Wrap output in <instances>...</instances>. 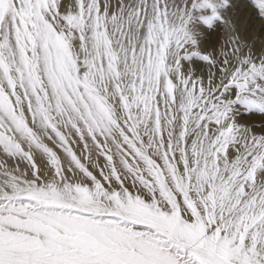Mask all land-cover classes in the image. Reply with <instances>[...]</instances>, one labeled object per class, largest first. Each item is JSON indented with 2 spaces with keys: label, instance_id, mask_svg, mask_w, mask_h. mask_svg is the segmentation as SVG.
<instances>
[{
  "label": "snow or ice",
  "instance_id": "obj_1",
  "mask_svg": "<svg viewBox=\"0 0 264 264\" xmlns=\"http://www.w3.org/2000/svg\"><path fill=\"white\" fill-rule=\"evenodd\" d=\"M240 7L0 0V264H264V47Z\"/></svg>",
  "mask_w": 264,
  "mask_h": 264
},
{
  "label": "rangeland",
  "instance_id": "obj_2",
  "mask_svg": "<svg viewBox=\"0 0 264 264\" xmlns=\"http://www.w3.org/2000/svg\"><path fill=\"white\" fill-rule=\"evenodd\" d=\"M238 3L241 5L237 16L239 19V30L241 31V33H243L245 31V29H247V35H245V39L250 41V42H255L256 44V48L257 50H259V48L264 47V31H261V24L262 22L258 19H253L250 15L251 13V9L247 8L246 4H245V0H238ZM219 29L217 30V32L215 34H213L212 39H211V43L206 45L205 47L207 48H212V47H218V43H222L224 37L221 35V33H219ZM219 34V35H217ZM215 42V43H214ZM215 45V46H214ZM217 45V46H216ZM252 119V120H251ZM253 119L252 117H249L247 120H241L240 122L242 124H250L253 123ZM245 122V123H243ZM264 125H261L259 122L255 123V127L259 128L262 127ZM102 163V161H101Z\"/></svg>",
  "mask_w": 264,
  "mask_h": 264
},
{
  "label": "bare ground",
  "instance_id": "obj_3",
  "mask_svg": "<svg viewBox=\"0 0 264 264\" xmlns=\"http://www.w3.org/2000/svg\"><path fill=\"white\" fill-rule=\"evenodd\" d=\"M219 31H220V30H219ZM219 33H220V32H219ZM217 35H219V34H217ZM219 36H220V35H219ZM214 43H215V42H214ZM217 45L219 46L220 43H218ZM217 45H216V46H217ZM214 46H215V45H214ZM207 48H208V47H207ZM251 120H252V119H251ZM243 123H245V122H243ZM250 124H251V122H250ZM37 162H38V164L41 163L39 160H38ZM102 163H103V162H102Z\"/></svg>",
  "mask_w": 264,
  "mask_h": 264
}]
</instances>
